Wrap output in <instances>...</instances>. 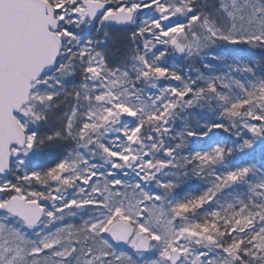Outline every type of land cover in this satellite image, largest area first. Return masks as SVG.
<instances>
[{
    "label": "snow or ice",
    "instance_id": "1",
    "mask_svg": "<svg viewBox=\"0 0 264 264\" xmlns=\"http://www.w3.org/2000/svg\"><path fill=\"white\" fill-rule=\"evenodd\" d=\"M0 264H264V0H0Z\"/></svg>",
    "mask_w": 264,
    "mask_h": 264
},
{
    "label": "rangeland",
    "instance_id": "2",
    "mask_svg": "<svg viewBox=\"0 0 264 264\" xmlns=\"http://www.w3.org/2000/svg\"><path fill=\"white\" fill-rule=\"evenodd\" d=\"M169 63H176L179 65L180 62L178 60H170Z\"/></svg>",
    "mask_w": 264,
    "mask_h": 264
}]
</instances>
